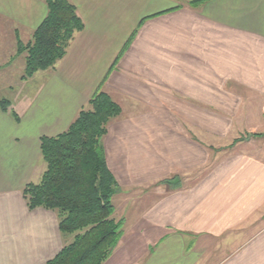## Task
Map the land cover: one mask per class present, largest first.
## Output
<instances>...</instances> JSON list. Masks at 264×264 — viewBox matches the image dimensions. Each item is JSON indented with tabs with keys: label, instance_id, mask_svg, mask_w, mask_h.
<instances>
[{
	"label": "crops",
	"instance_id": "1",
	"mask_svg": "<svg viewBox=\"0 0 264 264\" xmlns=\"http://www.w3.org/2000/svg\"><path fill=\"white\" fill-rule=\"evenodd\" d=\"M69 1L83 29L63 57L0 92V264H45L72 240L22 189L46 169L40 138L97 90L121 109L101 140L111 201L137 204L129 220L113 205L123 232L102 264H264V0ZM46 12L0 0V75Z\"/></svg>",
	"mask_w": 264,
	"mask_h": 264
},
{
	"label": "trees",
	"instance_id": "2",
	"mask_svg": "<svg viewBox=\"0 0 264 264\" xmlns=\"http://www.w3.org/2000/svg\"><path fill=\"white\" fill-rule=\"evenodd\" d=\"M47 12L23 44L16 37V53H25L21 79L52 67L63 57L83 21L69 0H44ZM8 100L1 99L6 110ZM120 106L104 91L97 90L66 130L40 138L46 163L38 183H27L22 195L27 207L55 211L62 233L72 240L45 264H102L117 245L122 220L113 217L111 201L118 186L108 170L102 137ZM12 115L17 119L14 112ZM258 136L263 134H256Z\"/></svg>",
	"mask_w": 264,
	"mask_h": 264
},
{
	"label": "rangeland",
	"instance_id": "3",
	"mask_svg": "<svg viewBox=\"0 0 264 264\" xmlns=\"http://www.w3.org/2000/svg\"><path fill=\"white\" fill-rule=\"evenodd\" d=\"M23 68H24V66L21 67L20 70H18V72H16L17 70L15 69V65H13L12 67H9V68L7 67L5 69L11 75H9L8 77L4 76V75H0V92L5 91L3 89V87H5L6 85H10L13 76H14L13 79H15V76H17L19 73L22 75ZM0 74H1V72H0ZM12 74H14V75H12ZM6 78H7V80H6ZM0 97H2V96H0ZM259 132H263V131H259ZM247 135L249 136V134H247ZM258 141H260V140H258ZM121 198L122 197H114L112 199V203L115 206L116 211H117L115 216L116 217H120V215L127 216L128 220H129L130 216L137 210L136 209L137 204L134 205V204L127 203V202L123 201Z\"/></svg>",
	"mask_w": 264,
	"mask_h": 264
}]
</instances>
